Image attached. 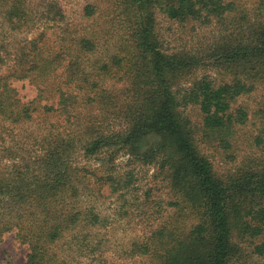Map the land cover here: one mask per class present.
Listing matches in <instances>:
<instances>
[{"label":"trees","instance_id":"trees-1","mask_svg":"<svg viewBox=\"0 0 264 264\" xmlns=\"http://www.w3.org/2000/svg\"><path fill=\"white\" fill-rule=\"evenodd\" d=\"M30 1L0 0V63L33 18ZM110 2V24L71 38L81 54L103 47L73 88L63 75L73 58L38 39L0 74V120L37 125L29 143L0 148V242L16 230L28 247L25 264H117L96 254L94 230L102 220L80 203L103 186L110 193L130 188L137 162L162 173L176 210L172 223L133 241L131 254L152 264H246L251 255L264 256V137H255L260 157L224 176L205 148L232 147L237 126L248 120L237 99L264 84V0ZM95 7L84 6V16L92 19ZM161 16L212 25L216 35L196 53L170 51L159 33ZM24 79L36 88L27 101L13 85ZM188 106L197 108L200 125ZM120 155L123 165L115 162Z\"/></svg>","mask_w":264,"mask_h":264},{"label":"rangeland","instance_id":"rangeland-1","mask_svg":"<svg viewBox=\"0 0 264 264\" xmlns=\"http://www.w3.org/2000/svg\"><path fill=\"white\" fill-rule=\"evenodd\" d=\"M235 1L250 3L254 0ZM87 4L96 5L92 19L83 14L84 6ZM110 6V0H31L33 18L22 32L15 34L12 45L8 44L2 50L0 74L7 73L11 67L17 66L15 54L26 49L30 40L38 39L54 49L63 48L66 53L68 52L66 60L73 58L75 63H71V67L63 71V75L72 81L70 85L73 88L75 79L81 76L83 70L90 68L88 65L93 63L94 57L101 55L100 50L103 51V47L94 54H81L76 48L71 47L73 46L71 38L87 26L99 29L110 24L111 17L114 16L109 9ZM158 28L170 51L185 49L196 53L209 47L212 44V37L216 35L212 25L197 22L181 23L162 16L159 18ZM207 74L216 82L221 80L218 73L207 71ZM13 85L24 101L36 95L35 86L27 79L14 80ZM236 105L246 108L248 120L237 126L232 147L228 151L205 147L216 173L220 176L232 173L240 166L248 165L251 159L262 155L255 137L258 135L264 137V111H261L264 110V84L257 85L250 94L239 97ZM186 113L193 123L200 125L201 117L195 106H188ZM4 124L5 121L0 120L3 127L0 148L10 146L17 140L29 143L33 138L32 133L37 134L36 122L18 127ZM125 159L120 155L115 158V162L117 165H123ZM131 166L134 167L136 176L130 188L110 193L107 186H103L98 195L83 198L80 206H92L101 217L100 225L94 230L95 241L100 242L96 251L99 257L117 264H152L148 256L131 254V243L143 240L156 226L173 222L175 218L173 212L176 210L170 205L173 194L164 176L155 166H142L137 162ZM184 220L187 221L185 218ZM27 252L28 247L16 237V230L6 232L0 242V264L7 262L25 264ZM76 264L90 262L87 258H82ZM246 264H264V256L251 255Z\"/></svg>","mask_w":264,"mask_h":264}]
</instances>
